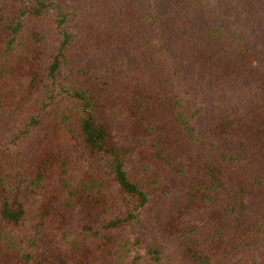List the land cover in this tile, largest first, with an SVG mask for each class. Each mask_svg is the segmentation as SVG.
I'll return each mask as SVG.
<instances>
[{
  "label": "trees",
  "instance_id": "1",
  "mask_svg": "<svg viewBox=\"0 0 264 264\" xmlns=\"http://www.w3.org/2000/svg\"><path fill=\"white\" fill-rule=\"evenodd\" d=\"M0 264H264V0H0Z\"/></svg>",
  "mask_w": 264,
  "mask_h": 264
},
{
  "label": "rangeland",
  "instance_id": "2",
  "mask_svg": "<svg viewBox=\"0 0 264 264\" xmlns=\"http://www.w3.org/2000/svg\"><path fill=\"white\" fill-rule=\"evenodd\" d=\"M119 126H115L112 128V136H113V141L115 143V145L119 146V147H123V148H127L129 145H132L131 148L136 145V143L134 142V140L130 141L125 137H122V135L120 134V129L118 128ZM128 231H132V229H129ZM132 235V232H130ZM138 248L135 247V250L133 252V254H138Z\"/></svg>",
  "mask_w": 264,
  "mask_h": 264
}]
</instances>
